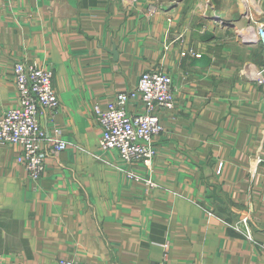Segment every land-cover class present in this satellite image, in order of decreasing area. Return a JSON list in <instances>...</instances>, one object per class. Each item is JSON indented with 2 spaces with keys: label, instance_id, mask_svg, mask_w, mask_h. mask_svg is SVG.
Returning a JSON list of instances; mask_svg holds the SVG:
<instances>
[{
  "label": "crops",
  "instance_id": "1",
  "mask_svg": "<svg viewBox=\"0 0 264 264\" xmlns=\"http://www.w3.org/2000/svg\"><path fill=\"white\" fill-rule=\"evenodd\" d=\"M260 12L264 0H0V116L17 104L13 63L37 62L67 142L36 182L0 144V264H264L262 59L240 36ZM149 69L174 86L151 169L101 151L93 114Z\"/></svg>",
  "mask_w": 264,
  "mask_h": 264
},
{
  "label": "built area",
  "instance_id": "2",
  "mask_svg": "<svg viewBox=\"0 0 264 264\" xmlns=\"http://www.w3.org/2000/svg\"><path fill=\"white\" fill-rule=\"evenodd\" d=\"M122 2L135 3L136 0ZM259 16V19L251 20L240 36L260 47L262 64L256 71L259 74L256 80L264 84V12H260ZM188 53L200 57V53L192 49H188ZM181 54L184 56L186 53ZM52 78V70L37 62H14L11 80L17 92V104L0 116V144H14L20 147L17 161L25 168L28 178L34 182L44 174L46 157L56 158L67 147L61 129L54 123L59 100ZM129 102L138 103L139 110L129 113ZM173 107L174 86L171 76L160 69L144 71L135 88L117 92L103 108L98 105L93 107L94 120L101 128L99 149L114 150L126 164L141 162L151 169L156 155L154 138L163 130L159 112ZM44 116L46 129L41 123ZM45 144L48 146L46 149ZM220 169L221 164L217 172ZM125 174L132 180L143 181L148 189L155 186L151 178H142L131 170H127ZM247 220V216L243 217L239 223H246ZM246 236L252 240L249 232ZM57 264L86 263L60 258Z\"/></svg>",
  "mask_w": 264,
  "mask_h": 264
},
{
  "label": "rangeland",
  "instance_id": "3",
  "mask_svg": "<svg viewBox=\"0 0 264 264\" xmlns=\"http://www.w3.org/2000/svg\"><path fill=\"white\" fill-rule=\"evenodd\" d=\"M255 46H256V45H255ZM256 49L259 51V53H261V52H260V47H259V46H256ZM251 69L254 70L253 68H251ZM252 70H251V71H252ZM253 74H254V75H257V73L255 74L254 71H253ZM253 74H251V72H250V76H251L252 78H254V75H253Z\"/></svg>",
  "mask_w": 264,
  "mask_h": 264
},
{
  "label": "bare ground",
  "instance_id": "4",
  "mask_svg": "<svg viewBox=\"0 0 264 264\" xmlns=\"http://www.w3.org/2000/svg\"><path fill=\"white\" fill-rule=\"evenodd\" d=\"M253 71L255 72V74L257 73L255 70H252L251 71V74H253ZM254 75V74H253ZM257 77H259V74L257 73V75H254V78H257Z\"/></svg>",
  "mask_w": 264,
  "mask_h": 264
},
{
  "label": "water",
  "instance_id": "5",
  "mask_svg": "<svg viewBox=\"0 0 264 264\" xmlns=\"http://www.w3.org/2000/svg\"><path fill=\"white\" fill-rule=\"evenodd\" d=\"M178 1H181V0H178ZM218 20V19H217ZM221 21V23L224 25L225 24V21H222V20H220Z\"/></svg>",
  "mask_w": 264,
  "mask_h": 264
}]
</instances>
